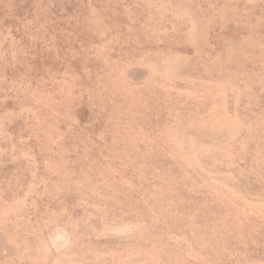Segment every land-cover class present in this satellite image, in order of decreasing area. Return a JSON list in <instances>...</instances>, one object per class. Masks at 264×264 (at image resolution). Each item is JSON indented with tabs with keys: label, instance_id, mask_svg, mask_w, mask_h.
I'll use <instances>...</instances> for the list:
<instances>
[{
	"label": "rangeland",
	"instance_id": "obj_1",
	"mask_svg": "<svg viewBox=\"0 0 264 264\" xmlns=\"http://www.w3.org/2000/svg\"><path fill=\"white\" fill-rule=\"evenodd\" d=\"M0 264H264V0H0Z\"/></svg>",
	"mask_w": 264,
	"mask_h": 264
}]
</instances>
